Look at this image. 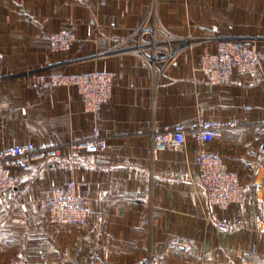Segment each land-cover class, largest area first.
<instances>
[{"label":"crops","instance_id":"0c3cea01","mask_svg":"<svg viewBox=\"0 0 264 264\" xmlns=\"http://www.w3.org/2000/svg\"><path fill=\"white\" fill-rule=\"evenodd\" d=\"M61 29L77 40L53 52L50 37ZM223 38L255 42L262 67L208 81L200 57ZM96 70L116 73L98 117L74 87L39 89L54 73ZM198 119L237 123L209 150L246 185L243 202L219 211L241 227L206 220L194 138L180 150L153 145V132ZM262 121L264 0H0V151L51 141L62 149L13 168L17 192L0 193V264H48L51 247L75 264H264ZM95 126L108 149L70 159L71 141ZM72 179L91 199L89 221L53 225L29 195L46 197L53 180Z\"/></svg>","mask_w":264,"mask_h":264},{"label":"built area","instance_id":"2783aa9c","mask_svg":"<svg viewBox=\"0 0 264 264\" xmlns=\"http://www.w3.org/2000/svg\"><path fill=\"white\" fill-rule=\"evenodd\" d=\"M76 40L74 31L58 30L50 37V49L53 52L67 51ZM175 57L172 55L173 59ZM261 67L257 44L237 38L218 40L216 52L203 54L198 64V69L204 73L206 79L218 84L230 82L235 73L251 75ZM115 77V72L98 70L86 73H54L48 81L40 83L39 89L74 87L83 98L85 111L98 117L103 105L113 96ZM236 124L198 119L188 125L175 124L163 131H155L152 135L153 145L158 149L180 150L189 137L195 139L198 145L195 162L200 168L199 181L206 190L209 207L206 220L228 230L243 226L244 221H233L219 211L228 209L233 203L243 202L246 198V185L239 174L228 167L222 155L209 150V145L225 129ZM255 129L263 133L258 147L264 152V121L258 123ZM70 147L69 157L72 160L74 153L80 150L93 153L105 151L108 149V135L99 126H95L89 137L71 141ZM61 153L60 145L53 141L44 150L38 149L34 142L6 147L0 151V193L17 192L19 184L18 177L13 173L15 166L25 169L36 160ZM29 201L43 202L48 221L53 225L82 226L89 221L91 199L78 191V182L75 179L64 185L53 180L46 197L30 194Z\"/></svg>","mask_w":264,"mask_h":264},{"label":"rangeland","instance_id":"374dc122","mask_svg":"<svg viewBox=\"0 0 264 264\" xmlns=\"http://www.w3.org/2000/svg\"><path fill=\"white\" fill-rule=\"evenodd\" d=\"M60 252L55 247H51L50 262L48 264H75L67 261H60L62 258L59 256ZM67 253L72 254V250H68ZM74 255V254H73ZM75 258V256H74ZM23 264V262H22Z\"/></svg>","mask_w":264,"mask_h":264},{"label":"water","instance_id":"95a60500","mask_svg":"<svg viewBox=\"0 0 264 264\" xmlns=\"http://www.w3.org/2000/svg\"><path fill=\"white\" fill-rule=\"evenodd\" d=\"M264 177V171H262L260 173V176H259V179H258V182H260L262 180V178Z\"/></svg>","mask_w":264,"mask_h":264}]
</instances>
